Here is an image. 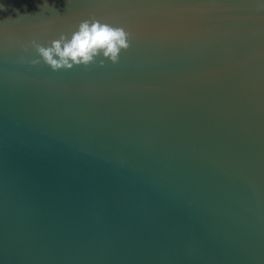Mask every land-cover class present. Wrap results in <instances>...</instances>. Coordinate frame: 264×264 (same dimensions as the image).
I'll list each match as a JSON object with an SVG mask.
<instances>
[{
	"label": "water",
	"instance_id": "1",
	"mask_svg": "<svg viewBox=\"0 0 264 264\" xmlns=\"http://www.w3.org/2000/svg\"><path fill=\"white\" fill-rule=\"evenodd\" d=\"M93 18L117 63H29ZM0 264H264L260 0H0Z\"/></svg>",
	"mask_w": 264,
	"mask_h": 264
},
{
	"label": "clouds",
	"instance_id": "2",
	"mask_svg": "<svg viewBox=\"0 0 264 264\" xmlns=\"http://www.w3.org/2000/svg\"><path fill=\"white\" fill-rule=\"evenodd\" d=\"M260 4L264 6V0ZM129 36L123 26L83 19L70 33L61 32L48 42L31 40L36 55L29 63L36 65L42 61L53 71L89 64L103 66L108 61L117 63L119 53L130 45Z\"/></svg>",
	"mask_w": 264,
	"mask_h": 264
}]
</instances>
